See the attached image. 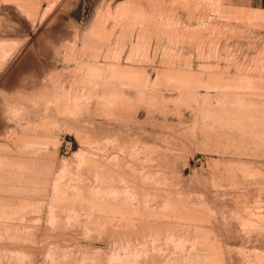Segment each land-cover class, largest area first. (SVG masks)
Instances as JSON below:
<instances>
[{
	"label": "rangeland",
	"instance_id": "1",
	"mask_svg": "<svg viewBox=\"0 0 264 264\" xmlns=\"http://www.w3.org/2000/svg\"><path fill=\"white\" fill-rule=\"evenodd\" d=\"M0 264H264V0H0Z\"/></svg>",
	"mask_w": 264,
	"mask_h": 264
}]
</instances>
